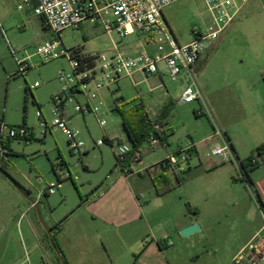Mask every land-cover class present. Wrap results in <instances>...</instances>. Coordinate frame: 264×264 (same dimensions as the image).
<instances>
[{"label": "rangeland", "instance_id": "obj_1", "mask_svg": "<svg viewBox=\"0 0 264 264\" xmlns=\"http://www.w3.org/2000/svg\"><path fill=\"white\" fill-rule=\"evenodd\" d=\"M22 2L0 0V125L7 127L6 131L0 128V166L29 195L28 199L25 198L0 172V264H23L26 252L29 264H62L51 241L53 237L57 243V232L49 233L50 229L55 230L54 223L60 222L67 227L88 223L86 216L81 218V215H85L84 208H81L82 201L106 175L121 170L115 151L128 138L121 116L114 109L115 102L122 100L126 107H130L138 105L142 98L154 97V119L163 114L168 122L171 128L167 136L170 143L168 148L159 145L152 149L148 141L141 145L143 161L148 166L163 161L166 150L169 154L178 152L186 139L197 142L212 134V120L207 113L200 115L203 107L201 102L177 104L169 109L160 106L161 94L149 91L150 86L154 85L153 79L136 87L130 78H124L99 91V99L92 101L94 106L102 101L98 113L87 110L80 113L75 110L78 103L84 109L87 107V97L82 91L76 93L64 109L70 128L78 132L79 140L86 145L87 154L80 161L71 154L64 132L53 127V98L62 91L57 76L60 69L73 71L69 60L60 58L45 62L34 57L31 61L33 67L26 77L18 75L17 59L35 53L40 45L54 38L43 19L35 15L32 5L27 6ZM163 14L181 44L192 39L195 28H204L211 21L204 0H181L166 7ZM60 41L67 50L79 48L87 55L110 53L115 47L126 54H134L142 50V43L146 45L142 34L122 37L117 30L107 32L102 23L90 21L79 29L63 31ZM147 47L150 52H155L154 47ZM197 73L199 85L207 97L215 121L223 130L226 126L233 127L241 140L244 156L257 155L263 142L256 121L260 108L255 103L258 91L264 87V6L260 1L247 5L239 18L223 32L203 58ZM135 81L139 79L135 77ZM36 82L38 86L34 87ZM163 82L166 86L164 89H168L174 97L183 80L173 82L169 73H166ZM92 88L90 86L89 90ZM159 110L163 112H160L161 115L157 114ZM38 112L43 114L42 118L37 116ZM98 114L106 121L105 127L100 126ZM12 128H25L27 139H5ZM208 151L209 148L201 149L204 163L223 159L206 157ZM190 162L191 169L187 162L183 174L175 175L168 171V179L174 186L170 197L182 204L187 212L197 213L207 233L205 237L200 232L190 236L194 239L195 248L186 247L171 262L226 264V242L236 236L237 229L223 232L220 238L214 231L216 221L219 218L224 221L226 216L235 211L239 215L242 213L240 218L246 219L253 211L252 204L248 197L233 199L235 193L243 196L244 192L241 188L230 191L224 171L207 173L203 168L199 169L200 161L195 155L190 158ZM68 171L76 178L74 183L66 179ZM52 182L61 184L55 194L44 195L37 207L28 210L32 205L29 199L36 202L38 194L44 192ZM245 187L249 192L248 184ZM149 190L147 188L144 191L143 205L150 200ZM153 195L155 198L149 205L152 209L160 202L156 190ZM69 216L73 218L66 220ZM153 222L158 224L159 219L155 218ZM95 244L105 253L100 239ZM118 264H138V259L127 253Z\"/></svg>", "mask_w": 264, "mask_h": 264}, {"label": "built area", "instance_id": "obj_2", "mask_svg": "<svg viewBox=\"0 0 264 264\" xmlns=\"http://www.w3.org/2000/svg\"><path fill=\"white\" fill-rule=\"evenodd\" d=\"M179 1L181 0H23V4L32 5L35 15L43 19L44 25L53 33L54 38L40 45L35 53L17 59L18 75L26 77L33 67L31 61L34 57H39L45 62L60 58L69 60L73 71L60 69L57 76L62 84V91L53 98L55 108L53 127L64 132L68 138L71 154L80 161L85 157L86 145L79 140L78 132L69 126V119L65 116L64 110L66 103L71 101L76 93L84 91L88 101L87 107L84 109L78 103L75 110L80 113H84L85 110L98 113L103 103L99 101L98 105L94 106L92 101L99 99V91L117 84L122 77L132 79L138 72L147 76L158 74L159 66L163 64L173 82L183 80L178 104L201 102L202 110L212 120L213 134L209 139L215 141L206 153V157H222L231 163L235 161L239 163L240 159L232 150L225 131L213 118L206 96L198 82L197 66L232 24L248 0H204L211 21L204 28H195L192 39L186 44L178 42L163 14L166 7ZM87 21L100 22L107 32L117 30L122 37L135 33L142 34L154 44L155 52L150 53L142 49L135 55H129L115 47L110 53L88 55L90 60L80 63L73 58L72 51L63 46L60 34L67 29H79ZM37 86L36 82L34 87ZM90 86L93 88L89 90ZM37 116L42 118L43 114L38 112ZM98 122L101 127L106 126V121L99 114ZM146 122L150 133L147 139L150 147L152 149L159 145L166 147L164 123L151 118L148 114ZM0 128L2 131L7 130L3 124ZM27 134L25 128H12L5 139L16 137L27 139ZM197 147L196 142L186 139L178 152L170 153L165 157L161 166L175 175L183 174L184 165L196 152ZM115 153L120 164L124 163L130 154L132 155L131 164L122 167L126 176L134 172L133 165L140 162L142 157L141 151H134L129 142H122ZM249 162L253 166H262L264 158L261 155H253ZM65 177L73 183L76 179L70 171ZM60 185L52 182L44 192L38 194L37 201L31 207H35L44 195L55 194ZM261 215L263 220L261 229L234 258L233 264H264V209H261ZM25 256L23 264H29L27 252Z\"/></svg>", "mask_w": 264, "mask_h": 264}, {"label": "crops", "instance_id": "obj_3", "mask_svg": "<svg viewBox=\"0 0 264 264\" xmlns=\"http://www.w3.org/2000/svg\"><path fill=\"white\" fill-rule=\"evenodd\" d=\"M259 1L264 6V0H248L233 22L239 18V15L247 5L255 4ZM145 40L147 46L154 47L151 41ZM146 45L142 43L140 45L141 49L150 52ZM150 53H154V50ZM135 54L137 53L129 55ZM202 61L203 59L199 62L197 68L201 67ZM159 69L158 74L148 76L138 72L130 80L138 87L141 83H149L150 79H153L154 85L150 86L149 91L159 92L158 94H161V98L159 99L160 106L169 109L170 106L178 104V97L183 89V83L178 86V91L175 93L174 98L168 89H164L166 86H164L163 77L166 73L168 74L167 69L163 64H160ZM135 77L139 79L138 82L135 81ZM124 78L127 77H122L119 81L124 80ZM153 102L154 97L151 99L142 98L138 104L144 108L151 118H155L156 112L152 106ZM251 102L254 103L253 101ZM255 103L260 108L256 121L263 136L261 144L263 149L258 151L257 155H261L264 158V87L258 91ZM133 107L125 106L124 109H131ZM160 112L161 110L157 114L161 115L163 113ZM204 113L201 108L200 115H204ZM164 125V138L168 148L170 143L167 136L169 134L168 130L171 128H169L166 120ZM224 131L232 150L240 159L238 164L228 162L225 159H215L206 163L202 161L201 149L211 147L215 140L209 139V137L213 133L196 142L198 144L197 150L190 158L194 155L197 156L201 165L199 169L203 168L207 173L224 171L230 191L241 188L244 192L243 196L235 193L233 199L239 200V198L247 197L250 199L253 211L249 217L247 216L246 219H243L240 218L242 213L239 215L236 211L231 212V215L226 216L224 221L219 218L214 228L215 233L217 232L220 238L223 232H231L232 228L237 229L236 236H232L226 242L228 243L226 244L228 250L226 256L228 260L225 263L233 264L234 258L258 233L263 225L261 209H264V165L253 166L249 161H245L249 156L242 154L241 140L236 136L233 127L226 126ZM127 142L131 143L129 139ZM206 144H209L208 147ZM140 149L141 147L137 150ZM166 152V155H168V150ZM141 154V160L133 165L134 172L131 175L126 176L122 171V167H127L131 164L132 155L121 164V170H114L111 175H106L101 183L98 182V184L93 186L95 188L91 194L81 203V208H84L85 212V215H81V218L86 216L88 223H81V225L76 223L68 227L63 222L59 224L54 223L55 230L50 229V232H57L56 240L59 247V252H57L65 256L67 264H118L127 253L130 257L131 255L135 256L138 259V264H172L171 261L176 258V255L183 252L186 247L195 248L193 237L183 238L180 236L179 232L181 229L190 224L198 223L201 227L199 232L205 237L207 229L197 213L191 214L183 209L182 204L173 197H170L171 191L158 193V189H162L165 186V178L163 176L168 177L167 173L169 170L160 165L162 161L148 166L143 161L144 152L141 151ZM190 158L188 166L191 169ZM85 168L87 169L86 166ZM148 179L151 183H149ZM245 184H248L249 192L246 190ZM147 188H150V200H148L147 204L143 205L144 191ZM154 190L157 191L160 202L152 209L149 205L155 198L153 195ZM253 192L256 197H254ZM30 207H28V210ZM69 218L73 217L69 216L66 220ZM155 218L159 219L158 224H154ZM97 239L102 241L105 253L100 251V247H97L95 244ZM52 240L53 237H51Z\"/></svg>", "mask_w": 264, "mask_h": 264}, {"label": "trees", "instance_id": "obj_4", "mask_svg": "<svg viewBox=\"0 0 264 264\" xmlns=\"http://www.w3.org/2000/svg\"><path fill=\"white\" fill-rule=\"evenodd\" d=\"M71 51L73 58L78 60L80 63L90 60L88 55L83 54L79 48L72 49ZM201 64H203V61L201 62ZM26 90L28 92L29 91L31 92V89L29 87H26ZM124 106L125 105L122 103V100H118L117 102H115L114 109L121 116L125 133L128 136L130 142L132 143L133 150L135 151L141 147L144 141H147L148 136L150 134L148 130V124L146 122L147 114L144 108L140 105L134 106L131 109H124ZM164 119L165 118L163 114L158 118V120L161 121L162 123L165 122ZM262 149L263 147L261 146L258 148V151H261ZM86 154L87 152L85 153V156ZM129 156H131V154ZM250 159L251 157H249L245 161H250ZM118 164H120L119 160H118ZM161 164L162 162L160 163V165ZM163 178H165L164 179L165 186L162 189H158V193L169 192L174 188L168 177L163 176ZM52 243L59 252V247L55 241V238H53ZM64 262L65 264H67L66 260H64Z\"/></svg>", "mask_w": 264, "mask_h": 264}, {"label": "water", "instance_id": "obj_5", "mask_svg": "<svg viewBox=\"0 0 264 264\" xmlns=\"http://www.w3.org/2000/svg\"><path fill=\"white\" fill-rule=\"evenodd\" d=\"M0 172L16 187V189L18 191H20L25 198L28 199V195L29 193H27L13 178H11V176L6 172V170L0 166ZM29 202L31 204H33L34 202L32 200L29 199ZM201 230V227L198 223H193L190 224L188 226H186L185 228L181 229L179 234L181 237L186 238L189 237L191 235H193L196 232H199ZM50 233V231H49ZM59 258L62 264H65L63 257L61 254H59Z\"/></svg>", "mask_w": 264, "mask_h": 264}]
</instances>
